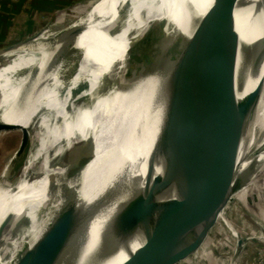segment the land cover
<instances>
[{
	"label": "water",
	"instance_id": "obj_1",
	"mask_svg": "<svg viewBox=\"0 0 264 264\" xmlns=\"http://www.w3.org/2000/svg\"><path fill=\"white\" fill-rule=\"evenodd\" d=\"M204 1L205 26L189 38L148 35L135 28L137 18L146 17L156 0H125L109 14L104 29L131 38L125 43L123 63L112 65L113 80L123 101L138 116L137 133L145 131L153 138L149 162L152 155L160 157L157 171L152 173L150 163L144 194L125 209L115 216L101 212L95 242L82 254L73 256L72 247L89 219L103 208V192L58 213L51 208L40 237L29 248L20 249L8 264H105L119 254L123 259L118 264H190L219 227L228 223L232 200L249 185L245 170L255 161L256 171L264 168L262 133L255 144L256 159H247L245 150L246 135L254 134L256 128L262 81L241 100L231 99L233 69L241 47L236 15L255 6L264 16V0ZM61 12L34 34L0 47V51H10L44 34L46 43H52L78 16L69 15L53 25ZM262 19L258 30L264 26ZM15 58L13 54L0 58V68ZM218 98L227 105L225 110L214 102ZM10 131H18L21 141L5 171L16 165L20 172L32 133L0 116V134ZM229 228L236 237L237 259L248 238ZM257 238L264 239V234Z\"/></svg>",
	"mask_w": 264,
	"mask_h": 264
},
{
	"label": "bare ground",
	"instance_id": "obj_2",
	"mask_svg": "<svg viewBox=\"0 0 264 264\" xmlns=\"http://www.w3.org/2000/svg\"><path fill=\"white\" fill-rule=\"evenodd\" d=\"M124 1L105 0L98 9L85 10L87 17L77 14L52 43H46L44 34L10 51H0V58L16 55L0 68V107L4 110L1 119L30 125L33 129L42 125L39 148L48 146V150L34 160L31 158L20 172L16 165L8 169L0 185L2 237L22 215L34 218L41 205H50L58 213L76 201L79 205L92 201L103 192V208L89 219L72 247V255L78 256L95 242L101 212L115 216L143 195L150 163L152 173H156L160 157L152 155L149 162L153 138L145 131L137 133L138 116L123 101L112 75V65L123 63L125 43L131 38L128 40L124 33L111 35L104 25L109 22V14ZM206 7L204 0H156L146 17L137 18L135 11L130 16L139 20L135 28L144 29L148 35L164 33L166 37L189 38L196 30L204 28ZM261 16L264 17L255 6L245 7L236 15L241 47L233 69L231 99L241 100L262 81L254 136L262 133L264 139V26L258 30V22L263 20ZM24 69L26 72L20 78L10 76ZM83 80L90 81L86 105L67 109L68 97L60 99L58 91ZM214 102L226 109L227 105L220 98ZM42 111H53L54 122L50 123ZM49 127L54 135L51 138L46 136ZM60 143L59 150L75 145L60 164L51 166L48 151ZM38 158L43 160L40 177L32 179L29 185L28 180L13 181L18 172L21 176L36 166ZM52 175L56 179L53 180ZM28 188H31L29 195L14 199ZM41 225L31 232L25 248L40 237ZM122 259L119 254L105 264H118Z\"/></svg>",
	"mask_w": 264,
	"mask_h": 264
},
{
	"label": "rangeland",
	"instance_id": "obj_3",
	"mask_svg": "<svg viewBox=\"0 0 264 264\" xmlns=\"http://www.w3.org/2000/svg\"><path fill=\"white\" fill-rule=\"evenodd\" d=\"M93 1L94 0H57L56 3H60V5H57L52 2V0H0V47L24 40L28 36L37 32L50 21L52 17L50 11L57 10V8L62 7L63 4H70L72 7L63 12L60 11V17L56 19V24L66 20L69 15L82 14L87 17L88 13L82 12V8L87 7L85 5L91 4ZM104 1L105 0H95V2L90 5V9H98ZM33 3L37 8L34 11H31L29 5ZM25 72V69L19 70L11 73L10 76H13L14 79H18ZM89 88L90 81L83 80L76 83H70L67 87L58 91V95L60 99L68 97L66 102L67 109L71 110V108L74 109L75 107L80 108L84 107L88 101ZM1 98L2 92L0 90V102ZM3 111V108L0 107V115ZM43 113L50 123L54 122L53 111H43ZM31 124L35 126L39 125L33 122ZM40 126L42 125L37 126L35 129L31 128L30 125H27V127L23 126L32 133L29 151L25 158L24 165H26L31 158L34 160L42 152L48 150V146L39 148L40 140L43 137L42 127ZM51 128L52 127H49L46 131V136L48 138H51L53 135ZM74 136L75 133L72 134L71 139H73ZM257 137L254 136L253 133L246 135L245 150L246 154L248 153L247 159L249 160H252L255 156L254 153L257 151L256 149H258V146H255V144H257V141L260 142L262 135L259 134ZM20 141L21 134L18 131L4 132L0 134V178L4 173L3 177L0 179V185L6 179L7 171H5V169L10 163H12V157L16 152ZM74 145H70L66 148L67 150H59L61 146L60 143L50 149L48 151L50 165L60 164L62 159L66 157L67 153L72 151ZM41 159L38 158V162L35 164L36 166L33 165L28 170L29 172L26 171L24 172V175L22 174L21 176L17 174L13 181L22 182L28 180V182H26L27 185L32 184V179L38 178L43 174L41 163L43 160ZM255 167L256 161L245 170L247 173L246 183L249 185L232 200L227 213L229 224L224 222L221 227H219V229L211 236L206 247L190 264H264V239L260 240L257 238V236L264 234V168L262 171L258 172L255 170ZM30 191L31 188H28L25 192L14 199L29 195L31 193ZM50 210V205H41L36 209L34 218L29 214L22 215L15 220L6 235L2 237V234H0V264H8L14 259L20 249L26 246V242L30 237L31 232L35 230V227L40 226L47 218ZM229 227L235 229V231L241 236L248 238L238 259H234L236 237L232 234Z\"/></svg>",
	"mask_w": 264,
	"mask_h": 264
},
{
	"label": "crops",
	"instance_id": "obj_4",
	"mask_svg": "<svg viewBox=\"0 0 264 264\" xmlns=\"http://www.w3.org/2000/svg\"><path fill=\"white\" fill-rule=\"evenodd\" d=\"M56 1L57 0H52V2H54V3H56ZM64 3V2H63ZM57 5H60V3H56ZM26 5H28V4H26ZM70 4H68V5H64L63 4V6L62 7H58L57 8V10H53L52 12L50 11V14H52V17L54 16V15H56V14H58L60 11H62V10H64V9H66V8H71L72 6L70 5ZM29 7H30V10L31 11H34L36 8H37V6L33 3V4H30L29 5ZM49 10V9H48ZM46 11V10H45ZM51 17V18H52ZM245 261V260H244ZM243 262V261H242ZM218 264V263H217Z\"/></svg>",
	"mask_w": 264,
	"mask_h": 264
}]
</instances>
